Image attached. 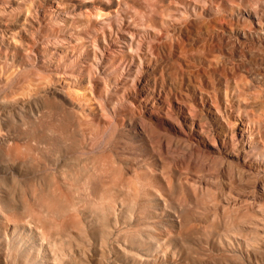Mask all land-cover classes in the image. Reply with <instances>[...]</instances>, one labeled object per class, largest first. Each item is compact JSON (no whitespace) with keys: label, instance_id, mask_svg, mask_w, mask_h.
I'll use <instances>...</instances> for the list:
<instances>
[{"label":"rangeland","instance_id":"374dc122","mask_svg":"<svg viewBox=\"0 0 264 264\" xmlns=\"http://www.w3.org/2000/svg\"><path fill=\"white\" fill-rule=\"evenodd\" d=\"M106 1L0 0L6 227L67 202L33 256L264 264V0Z\"/></svg>","mask_w":264,"mask_h":264},{"label":"bare ground","instance_id":"6f19581e","mask_svg":"<svg viewBox=\"0 0 264 264\" xmlns=\"http://www.w3.org/2000/svg\"><path fill=\"white\" fill-rule=\"evenodd\" d=\"M151 1V0H150ZM108 2V0L106 1ZM110 3V2H109ZM153 3V0L152 2ZM106 5V4H104ZM154 8V7H153ZM155 9V8H154ZM134 10V9H133ZM148 10V9H147ZM150 10V9H149ZM95 15L96 17H103L102 9L96 8L95 10ZM132 11V10H131ZM143 12V11H142ZM149 12V11H148ZM135 14H138V12H134ZM151 13L149 12V15ZM141 15V14H140ZM145 15V13H144ZM144 15H141L144 17ZM139 14L137 15V17ZM138 17L139 19H145ZM145 16L148 17V14ZM94 17V15H93ZM249 18H255L257 19L258 23L260 24L261 20L259 16L257 15V12H249L248 13ZM249 21V19H247ZM250 22V21H249ZM108 23V22H107ZM143 26V25H142ZM3 28V27H2ZM14 28V27H13ZM146 28V27H145ZM102 30V29H101ZM1 37V36H0ZM106 49V48H105ZM130 51V50H129ZM191 53V52H190ZM196 53V52H195ZM194 53V54H195ZM200 53V52H199ZM203 54V53H201ZM193 55V54H192ZM198 55V54H197ZM98 61V60H97ZM98 63V62H97ZM98 67V66H97ZM53 72V71H52ZM237 76V75H236ZM235 77V76H234ZM237 78V77H236ZM46 80V79H45ZM24 81V80H23ZM29 88V87H28ZM25 92V91H24ZM156 96V95H155ZM149 106V105H148ZM172 107V106H171ZM53 110V108H52ZM51 110V111H52ZM41 112V111H40ZM47 112V111H46ZM45 112V113H46ZM61 112V110H60ZM204 112V111H203ZM48 113V112H47ZM46 113V114H47ZM59 113V112H58ZM193 113V112H192ZM40 113L38 112V115ZM49 114H52L49 112ZM48 114V115H49ZM58 115V114H57ZM62 115V114H61ZM186 115V114H185ZM47 116V115H46ZM173 116V115H172ZM43 117V116H42ZM61 117V116H60ZM51 118V117H50ZM59 118V117H58ZM52 119V118H51ZM31 120V119H30ZM36 120V119H35ZM180 121V120H179ZM30 122V121H29ZM33 122V121H32ZM31 122V123H32ZM29 123V124H31ZM35 123V122H34ZM57 123V122H56ZM27 124V123H26ZM33 124V123H32ZM47 124V123H46ZM247 123L241 122V126H246ZM49 125V123H48ZM47 125V126H48ZM42 126V125H41ZM46 126V125H45ZM168 126V125H167ZM25 127V126H23ZM50 127V126H49ZM164 127V126H163ZM51 128V127H50ZM81 128V127H80ZM245 128V127H244ZM186 129V128H185ZM51 129H49L50 131ZM72 130V129H71ZM245 131V129H232L231 132V141L234 143H237L236 137L239 138L242 136V132ZM51 132V131H50ZM58 133V132H57ZM56 133V134H57ZM60 133V131H59ZM51 134V133H50ZM177 134V133H176ZM58 135V134H57ZM245 135V134H244ZM195 137V136H194ZM198 138V137H197ZM84 139V138H83ZM217 141V140H216ZM33 142V141H32ZM103 142V141H102ZM11 143V142H10ZM9 143V145H10ZM34 143V142H33ZM196 143V142H195ZM206 144V143H205ZM11 147V146H9ZM206 147V146H205ZM204 147V148H205ZM8 148V147H7ZM9 149V148H8ZM21 150L23 148H20ZM213 149V148H212ZM211 149V150H212ZM10 150V149H9ZM9 150L7 152H9ZM214 150V149H213ZM23 152V151H22ZM94 152V151H92ZM208 152V151H207ZM36 153V152H35ZM8 156V154H7ZM30 157V156H29ZM29 157L26 158L29 160ZM17 158V155L16 157ZM227 158V157H226ZM232 158V157H231ZM9 159V157H8ZM17 161V159H15ZM31 161V160H30ZM4 163V162H3ZM2 163V164H3ZM30 163V162H29ZM28 163V164H29ZM32 164V163H31ZM17 168H19L17 166ZM26 170V169H25ZM95 171V170H94ZM21 174L17 172L16 169V174H13L12 178L15 184H19V178ZM9 173L4 170L2 166H0V230L4 234V238L6 240L7 244V251L8 255L12 256L13 261L18 260L19 257L25 258L26 264H56V261H59V258L57 257L56 254H53L49 250H44L42 252H38L37 256H33L32 252L35 250L41 249L43 246V243H46L47 245H50L54 247L57 243V240L51 236L49 233H44L41 231V227L43 226L42 221L45 219L44 217H47V226L49 228L57 227L58 232H56L59 235L71 237V228L73 226L77 227L79 226V222L73 217V215L70 214V210H73L74 207L73 205L65 202L64 207L62 209H58L54 204H45L43 206V212L42 215H44L43 219H40L35 213L29 214L28 218L23 221L22 219H13L12 227L7 228L6 227V217L8 215V208H7V203H6V192L7 188L9 187V181L8 178ZM62 178V177H61ZM130 188V187H129ZM28 198V197H27ZM39 202V199H36ZM75 202V201H74ZM183 205L181 204V207ZM183 209V208H180ZM58 219H61L60 222L57 221ZM7 220V219H6ZM45 220V221H46ZM46 224V223H45ZM200 228V227H199ZM9 229L10 237L7 238V230ZM60 241V239H59ZM46 245V246H47ZM48 247V246H47ZM84 257V256H83ZM218 257V256H217Z\"/></svg>","mask_w":264,"mask_h":264}]
</instances>
